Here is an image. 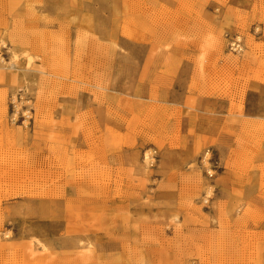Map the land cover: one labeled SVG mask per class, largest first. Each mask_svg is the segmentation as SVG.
Returning <instances> with one entry per match:
<instances>
[{"label": "rangeland", "instance_id": "1", "mask_svg": "<svg viewBox=\"0 0 264 264\" xmlns=\"http://www.w3.org/2000/svg\"><path fill=\"white\" fill-rule=\"evenodd\" d=\"M0 39V264H264V0H0Z\"/></svg>", "mask_w": 264, "mask_h": 264}, {"label": "bare ground", "instance_id": "2", "mask_svg": "<svg viewBox=\"0 0 264 264\" xmlns=\"http://www.w3.org/2000/svg\"><path fill=\"white\" fill-rule=\"evenodd\" d=\"M16 58H17V55L13 54V59H16ZM42 73L46 74L47 72H43L42 71ZM66 122H67V119H66L65 114L63 113V115L61 116L60 121L58 122L59 126H60L59 128H61V131L64 130V128H65L64 126H65ZM32 147H34V146H32ZM42 153L40 151H37V153L35 152L32 155L35 156L36 159H38L39 158V154H42ZM34 162H36V160ZM56 164L57 163H55V164L54 163L53 164H47L46 166L49 169H54L56 167ZM33 169H35V168L33 167ZM50 174H54V171L52 170L50 172ZM33 177H35V176H33ZM33 182H37V180L34 179ZM86 183L87 182L83 178H80L79 180L73 179L71 181H67V182L64 183V190L55 189L54 191L48 190L47 192L34 193V195H32L29 198L30 199H33V198L37 199V203L38 204H42V205L47 204L48 206H54L55 204L58 203L56 197H58V198L64 197L63 200H61L62 201L61 204L62 203H72L74 201L72 199L73 195L77 196L76 200L80 204H84V203L92 204V203L99 202L100 199L97 200V198H92V197L91 198H83V197H81L80 190L83 188V186L86 185ZM68 185H69V188H68ZM85 187H87V185ZM61 192H63V195H60ZM68 193H71V194H68ZM68 196H70V197H68Z\"/></svg>", "mask_w": 264, "mask_h": 264}, {"label": "built area", "instance_id": "3", "mask_svg": "<svg viewBox=\"0 0 264 264\" xmlns=\"http://www.w3.org/2000/svg\"><path fill=\"white\" fill-rule=\"evenodd\" d=\"M8 49V45L5 43V41H2L0 39V52H4ZM230 50L233 54H240L244 50V45L242 40L239 37H234L230 42ZM201 163L203 166L210 165L209 171H207L208 176L210 178L214 177V174L212 173L214 171V167H216V162L214 161V153L208 149L204 152L203 157L201 158Z\"/></svg>", "mask_w": 264, "mask_h": 264}]
</instances>
